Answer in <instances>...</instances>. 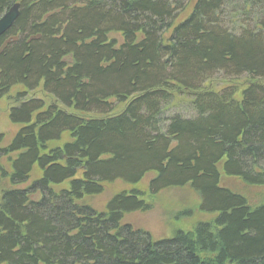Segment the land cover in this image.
Returning <instances> with one entry per match:
<instances>
[{
    "label": "trees",
    "instance_id": "1",
    "mask_svg": "<svg viewBox=\"0 0 264 264\" xmlns=\"http://www.w3.org/2000/svg\"><path fill=\"white\" fill-rule=\"evenodd\" d=\"M15 3L0 264H264V201L220 183L264 188V0H0V17ZM148 174V198L189 189L213 219L156 241L122 224L149 210ZM113 184L104 212L79 204Z\"/></svg>",
    "mask_w": 264,
    "mask_h": 264
},
{
    "label": "rangeland",
    "instance_id": "2",
    "mask_svg": "<svg viewBox=\"0 0 264 264\" xmlns=\"http://www.w3.org/2000/svg\"><path fill=\"white\" fill-rule=\"evenodd\" d=\"M109 40L120 42L118 35L110 34ZM242 79L235 83H227L222 80H212L205 84L208 90L218 91L227 85H236L241 88ZM22 89L16 88L7 97L0 99V134L4 136V143H8L12 136L19 130V125L12 124L8 119V110L14 105L11 96ZM28 98H42L41 92L35 91L28 93ZM122 106L117 107L115 111H119ZM4 145V144H3ZM1 165L6 170H9V163L5 160L1 161ZM153 177V174L145 176L144 180L137 186V189L143 194L146 193L148 180ZM221 185L228 187L235 193L244 196L251 206H255L264 201V188L248 187L236 179L221 178ZM3 187H7V182L0 183V191ZM128 187L121 184L105 185L103 194L96 196L84 197L79 204L89 206L95 212H104L106 203L113 194L120 190H126ZM146 204L150 207L148 211L133 212L126 214L122 219V224L129 225L134 230H141L149 234L153 241L167 239L173 236L177 231H189L197 222H208L213 219V215L201 213L198 210L199 200L189 189H172L167 190L153 199L144 198ZM190 212V215L185 216V212Z\"/></svg>",
    "mask_w": 264,
    "mask_h": 264
},
{
    "label": "water",
    "instance_id": "3",
    "mask_svg": "<svg viewBox=\"0 0 264 264\" xmlns=\"http://www.w3.org/2000/svg\"><path fill=\"white\" fill-rule=\"evenodd\" d=\"M18 15L19 4L15 3L0 17V37L12 27Z\"/></svg>",
    "mask_w": 264,
    "mask_h": 264
}]
</instances>
